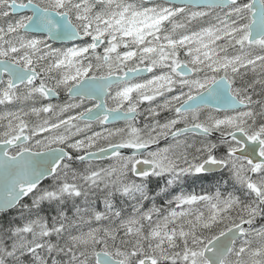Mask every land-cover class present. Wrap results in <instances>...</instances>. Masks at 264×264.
<instances>
[{"label": "snow or ice", "instance_id": "1", "mask_svg": "<svg viewBox=\"0 0 264 264\" xmlns=\"http://www.w3.org/2000/svg\"><path fill=\"white\" fill-rule=\"evenodd\" d=\"M0 264H264V0H0Z\"/></svg>", "mask_w": 264, "mask_h": 264}, {"label": "flooded vegetation", "instance_id": "2", "mask_svg": "<svg viewBox=\"0 0 264 264\" xmlns=\"http://www.w3.org/2000/svg\"><path fill=\"white\" fill-rule=\"evenodd\" d=\"M61 99H63V97H61Z\"/></svg>", "mask_w": 264, "mask_h": 264}]
</instances>
